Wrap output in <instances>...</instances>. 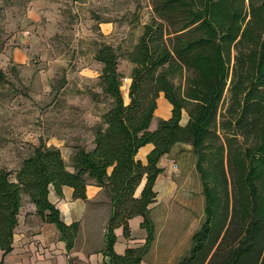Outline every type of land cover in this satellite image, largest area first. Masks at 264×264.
Instances as JSON below:
<instances>
[{
    "label": "trees",
    "instance_id": "obj_1",
    "mask_svg": "<svg viewBox=\"0 0 264 264\" xmlns=\"http://www.w3.org/2000/svg\"><path fill=\"white\" fill-rule=\"evenodd\" d=\"M149 2L154 20L126 54L128 104L116 50L103 44L95 51L99 85L112 105L94 129L93 148H74L71 171L58 148L41 144L14 173L0 169V264L12 251L23 197L71 251L78 225L61 220L48 194L52 188L62 197L68 187L85 200L88 181L111 206L102 251L108 264H141L154 238L148 207L163 171L158 163L177 144L191 147L204 197L203 222L177 264H264V0ZM160 94L171 115L150 130ZM183 111L188 120L181 126ZM147 144L153 148L143 164L136 155ZM136 216L145 242L117 254L114 231L129 239Z\"/></svg>",
    "mask_w": 264,
    "mask_h": 264
},
{
    "label": "rangeland",
    "instance_id": "obj_2",
    "mask_svg": "<svg viewBox=\"0 0 264 264\" xmlns=\"http://www.w3.org/2000/svg\"><path fill=\"white\" fill-rule=\"evenodd\" d=\"M152 20L149 0H0V169L14 173L40 144L65 153L66 166V153L75 147L87 151L89 132L112 105L99 85L102 65L95 51L103 44L116 50L128 104L132 65L126 54ZM169 111L160 95L150 130ZM167 167L150 213L154 238L144 264H177L204 219L191 147L175 145Z\"/></svg>",
    "mask_w": 264,
    "mask_h": 264
},
{
    "label": "crops",
    "instance_id": "obj_3",
    "mask_svg": "<svg viewBox=\"0 0 264 264\" xmlns=\"http://www.w3.org/2000/svg\"><path fill=\"white\" fill-rule=\"evenodd\" d=\"M159 97L156 101V109ZM183 114L184 112H182L180 121L181 126L187 123ZM170 115L171 106L169 115L163 120H167ZM89 133L90 140L87 151L93 148L94 136L91 131ZM152 148L151 144L140 148L136 158L144 164L146 156ZM170 154L171 151L162 156L158 163L163 171L154 184L156 198L148 207L149 218L151 211L157 206L159 179L163 173L167 172V159ZM61 155L65 163V153H61ZM66 155L70 159L72 153H66ZM66 167L69 171L72 170L70 160ZM143 184L144 182L136 190V196L139 195ZM169 188H171V185H169ZM48 199L59 210L60 218L66 225L77 223L78 232L73 249L69 252L66 250L65 242L60 238L56 227L53 224L43 223L36 215L35 207L28 202L27 197H23L18 213V223L14 230L12 251L4 257L3 264H108V258L102 254V251L104 248L105 226L111 215V206L103 189L96 186L93 181H88L85 200L74 199L72 189L68 187L62 188V197H58L50 188ZM141 222L142 218L140 216L129 220V239L123 237L121 228L114 231L116 236L114 251L117 254H123L128 247H139L144 244L146 233L140 227ZM141 264H144V260Z\"/></svg>",
    "mask_w": 264,
    "mask_h": 264
},
{
    "label": "built area",
    "instance_id": "obj_4",
    "mask_svg": "<svg viewBox=\"0 0 264 264\" xmlns=\"http://www.w3.org/2000/svg\"><path fill=\"white\" fill-rule=\"evenodd\" d=\"M124 81L123 82H126L127 79H123Z\"/></svg>",
    "mask_w": 264,
    "mask_h": 264
}]
</instances>
